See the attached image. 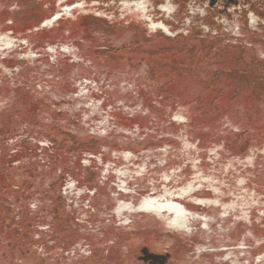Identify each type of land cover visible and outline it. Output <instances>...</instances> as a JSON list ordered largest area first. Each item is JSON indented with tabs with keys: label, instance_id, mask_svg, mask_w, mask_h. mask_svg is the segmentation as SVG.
<instances>
[{
	"label": "rangeland",
	"instance_id": "rangeland-1",
	"mask_svg": "<svg viewBox=\"0 0 264 264\" xmlns=\"http://www.w3.org/2000/svg\"><path fill=\"white\" fill-rule=\"evenodd\" d=\"M60 1L0 0V264H264V0Z\"/></svg>",
	"mask_w": 264,
	"mask_h": 264
},
{
	"label": "flooded vegetation",
	"instance_id": "flooded-vegetation-1",
	"mask_svg": "<svg viewBox=\"0 0 264 264\" xmlns=\"http://www.w3.org/2000/svg\"><path fill=\"white\" fill-rule=\"evenodd\" d=\"M66 0H61L60 3ZM143 2L139 4V9H144ZM138 5V4H136ZM60 14L53 20H49L45 23L46 26H51L54 21L59 18ZM16 40L9 38L8 35H1L0 36V53L3 52V49H10L11 47L15 46ZM139 210L144 213H154V214H163L164 212L170 215L172 218L170 220V225L172 228L175 229H182L185 228L190 216L193 215L192 212H189L187 208L183 204L178 202H174L172 200H167L164 197L161 198H145L143 202H141L139 206Z\"/></svg>",
	"mask_w": 264,
	"mask_h": 264
}]
</instances>
